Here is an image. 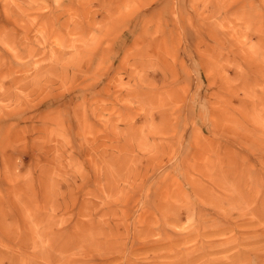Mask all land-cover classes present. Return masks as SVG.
<instances>
[{
  "label": "rangeland",
  "instance_id": "rangeland-1",
  "mask_svg": "<svg viewBox=\"0 0 264 264\" xmlns=\"http://www.w3.org/2000/svg\"><path fill=\"white\" fill-rule=\"evenodd\" d=\"M0 264H264V0H0Z\"/></svg>",
  "mask_w": 264,
  "mask_h": 264
}]
</instances>
